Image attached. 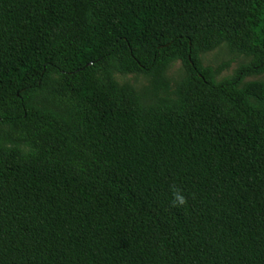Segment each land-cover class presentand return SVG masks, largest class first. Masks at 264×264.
I'll return each mask as SVG.
<instances>
[{"label": "trees", "instance_id": "obj_1", "mask_svg": "<svg viewBox=\"0 0 264 264\" xmlns=\"http://www.w3.org/2000/svg\"><path fill=\"white\" fill-rule=\"evenodd\" d=\"M259 74L264 0H0V264H264Z\"/></svg>", "mask_w": 264, "mask_h": 264}, {"label": "rangeland", "instance_id": "obj_2", "mask_svg": "<svg viewBox=\"0 0 264 264\" xmlns=\"http://www.w3.org/2000/svg\"><path fill=\"white\" fill-rule=\"evenodd\" d=\"M251 59L246 58L244 56L240 55H234L231 54L226 45H222V47L218 48L217 50L206 53L202 55V62L204 66H209L216 68L222 64L228 63V67L220 73V75L217 77V81H222L225 79L231 78L235 72L242 66L249 65ZM182 73V67L179 62H177L169 71V76L173 80H178L180 75ZM116 80L119 83H130L134 85L139 90H145L149 84L148 80L141 76V75H116ZM245 82L250 81H263L264 82V74L259 75H252L249 77H246Z\"/></svg>", "mask_w": 264, "mask_h": 264}, {"label": "clouds", "instance_id": "obj_3", "mask_svg": "<svg viewBox=\"0 0 264 264\" xmlns=\"http://www.w3.org/2000/svg\"><path fill=\"white\" fill-rule=\"evenodd\" d=\"M187 203L186 197L182 194V192L179 189H176L173 187V201L172 206H183Z\"/></svg>", "mask_w": 264, "mask_h": 264}]
</instances>
